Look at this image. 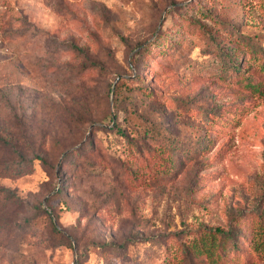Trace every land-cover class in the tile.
<instances>
[{
	"label": "rangeland",
	"instance_id": "374dc122",
	"mask_svg": "<svg viewBox=\"0 0 264 264\" xmlns=\"http://www.w3.org/2000/svg\"><path fill=\"white\" fill-rule=\"evenodd\" d=\"M247 48L264 0H0V264H264Z\"/></svg>",
	"mask_w": 264,
	"mask_h": 264
},
{
	"label": "trees",
	"instance_id": "16d2710c",
	"mask_svg": "<svg viewBox=\"0 0 264 264\" xmlns=\"http://www.w3.org/2000/svg\"><path fill=\"white\" fill-rule=\"evenodd\" d=\"M246 51V52H245ZM244 53L247 54L249 51V56L253 57V61L256 65L257 70H264V56L259 55V52H254L253 49L247 48ZM246 60V58H245ZM235 60L231 61L232 66L235 70V78L239 82H246L248 87L263 88L264 83L257 77L253 79L251 75L244 72V69H240L238 64H235ZM245 68V67H244ZM264 219V211H263ZM233 236L230 231H222L220 229L210 230L208 232L201 233L200 235L193 237L189 241L188 250L191 254L196 257H205L209 260V264H223L225 257L227 256L225 247L231 244ZM264 247V243H260ZM222 250V252H220Z\"/></svg>",
	"mask_w": 264,
	"mask_h": 264
}]
</instances>
